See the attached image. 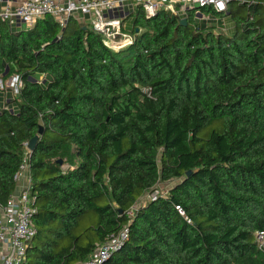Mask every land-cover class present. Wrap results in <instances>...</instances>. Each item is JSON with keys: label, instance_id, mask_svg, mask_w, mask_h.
Wrapping results in <instances>:
<instances>
[{"label": "trees", "instance_id": "obj_1", "mask_svg": "<svg viewBox=\"0 0 264 264\" xmlns=\"http://www.w3.org/2000/svg\"><path fill=\"white\" fill-rule=\"evenodd\" d=\"M133 15L120 50L72 18L0 28V76L24 83L14 112L0 103V207L43 127L24 264H80L126 226L105 264H264V0H230L233 35L194 12Z\"/></svg>", "mask_w": 264, "mask_h": 264}, {"label": "built area", "instance_id": "obj_2", "mask_svg": "<svg viewBox=\"0 0 264 264\" xmlns=\"http://www.w3.org/2000/svg\"><path fill=\"white\" fill-rule=\"evenodd\" d=\"M229 4L230 0H0V28L7 26L11 32L30 30L37 21L51 16L64 29L72 18L85 26L90 23V28L101 34L110 48L120 50L133 43L132 36L125 34L126 23L131 15L140 10L147 19L156 17L162 10L180 19H187L188 15L194 12L196 20L215 22L227 32L229 22L226 15ZM207 9L219 15H204L202 12ZM41 79L43 82L45 76ZM23 88L24 83L20 75L13 74L6 79L0 76L1 108L14 112L16 105L9 104V100L19 98ZM25 145V159L15 176L17 189L7 205L0 207V264H24L28 247L37 234L33 220L36 210L30 191L31 177L29 183L19 189L23 174L29 171L28 156L31 152L29 144ZM167 195L168 189L161 191L158 186L153 194H148L142 199V205ZM175 209L179 215L186 218L181 206H176ZM134 214L135 209L128 213L130 217ZM128 237L129 229L126 226L117 235L97 244L93 253L80 264H105L122 248ZM257 240L259 248L264 250V230L257 233Z\"/></svg>", "mask_w": 264, "mask_h": 264}, {"label": "rangeland", "instance_id": "obj_3", "mask_svg": "<svg viewBox=\"0 0 264 264\" xmlns=\"http://www.w3.org/2000/svg\"><path fill=\"white\" fill-rule=\"evenodd\" d=\"M207 17V16H206ZM87 25H89L88 27L90 28L91 24L90 23H87ZM232 25L234 26V24L232 23ZM133 26H134V15L127 21L126 23V31H125V34L128 35V37L131 36V32L133 30ZM230 25H228V29H229ZM218 32H222L221 30H217L216 33ZM230 32H232V30H227V32L224 31V33H227L228 35H230ZM122 39V38H121ZM122 41V40H121ZM131 44H127L126 46H124V48L122 49H127ZM116 49V48H114ZM42 80V79H40ZM169 185L168 184H165V183H160L159 185V190L161 191H166L168 189Z\"/></svg>", "mask_w": 264, "mask_h": 264}, {"label": "water", "instance_id": "obj_4", "mask_svg": "<svg viewBox=\"0 0 264 264\" xmlns=\"http://www.w3.org/2000/svg\"><path fill=\"white\" fill-rule=\"evenodd\" d=\"M180 23H181V25H183V26H187L188 21H187L186 18H183V19H181ZM56 40H57V39H56ZM42 133H43V127H41V129H40L38 135L35 136V137L29 142V146H28V148H29V150H30L31 153H33V152L36 150L38 140H39V138L41 137ZM59 163L62 164V161H59ZM187 175L190 176V175H191V172H188Z\"/></svg>", "mask_w": 264, "mask_h": 264}, {"label": "crops", "instance_id": "obj_5", "mask_svg": "<svg viewBox=\"0 0 264 264\" xmlns=\"http://www.w3.org/2000/svg\"><path fill=\"white\" fill-rule=\"evenodd\" d=\"M228 22H229V29L228 30H232V32H230V35H233L234 33V26L232 25L233 21H231L230 19H228ZM29 177L30 176V172H25L22 176V179H21V182L19 184V189H23L24 186H26L28 183H29Z\"/></svg>", "mask_w": 264, "mask_h": 264}, {"label": "bare ground", "instance_id": "obj_6", "mask_svg": "<svg viewBox=\"0 0 264 264\" xmlns=\"http://www.w3.org/2000/svg\"><path fill=\"white\" fill-rule=\"evenodd\" d=\"M119 50V49H118Z\"/></svg>", "mask_w": 264, "mask_h": 264}]
</instances>
